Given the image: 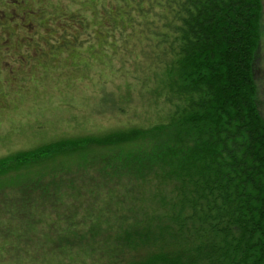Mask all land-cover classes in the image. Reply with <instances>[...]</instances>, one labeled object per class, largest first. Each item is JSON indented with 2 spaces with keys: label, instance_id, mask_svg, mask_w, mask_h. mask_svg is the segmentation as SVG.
<instances>
[{
  "label": "trees",
  "instance_id": "obj_1",
  "mask_svg": "<svg viewBox=\"0 0 264 264\" xmlns=\"http://www.w3.org/2000/svg\"><path fill=\"white\" fill-rule=\"evenodd\" d=\"M87 1L104 44L136 41L161 117L0 160L28 181L7 184L2 242L55 264H264V0ZM77 24L51 51L80 48Z\"/></svg>",
  "mask_w": 264,
  "mask_h": 264
},
{
  "label": "rangeland",
  "instance_id": "obj_2",
  "mask_svg": "<svg viewBox=\"0 0 264 264\" xmlns=\"http://www.w3.org/2000/svg\"><path fill=\"white\" fill-rule=\"evenodd\" d=\"M95 15L87 0H0V160L160 119L149 90L137 82L142 73L136 41L129 51L114 52L101 40L108 24ZM79 20L85 21L80 48L51 51L45 39L57 44L62 34L80 33ZM255 63L264 117V37ZM22 182L28 181L12 172L0 177V222L11 204L6 194L14 193L7 184ZM1 225L0 237L7 238L4 231L10 227ZM10 243L0 239V264H31L32 259L34 264H55L44 254L32 257L30 242H20V252H29L26 259L12 251Z\"/></svg>",
  "mask_w": 264,
  "mask_h": 264
}]
</instances>
